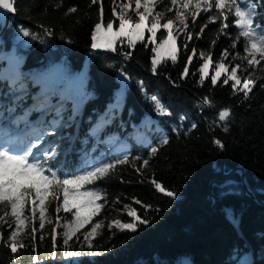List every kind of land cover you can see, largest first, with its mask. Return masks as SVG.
<instances>
[{
	"label": "trees",
	"instance_id": "trees-1",
	"mask_svg": "<svg viewBox=\"0 0 264 264\" xmlns=\"http://www.w3.org/2000/svg\"><path fill=\"white\" fill-rule=\"evenodd\" d=\"M259 2L264 5V0ZM111 3L112 0H103L105 26L112 16ZM14 6L16 13L0 12L3 128L17 134L26 123L17 124L20 116L39 118L42 128L49 133L47 146H57L59 155L55 163L70 171L80 166L85 154L95 158L141 156L149 158V166L141 174L132 163L120 165L107 179L97 182L106 193L107 208L100 215L106 223L98 230L94 247L82 249L83 255L64 257L60 228L56 229L57 247L53 255L47 224L45 230L37 232L34 242L25 239L28 247L16 254L0 241V264H33L34 255L39 264H264V87H261L264 61L246 73L238 72L242 80L257 81L247 99L242 93L233 94L231 82L222 84L223 75L221 82L212 86V68L209 78L201 84L199 74H195L203 62L198 55L188 65L189 75L181 77L192 48L197 53H211L214 62L224 49L231 51L232 37L237 33L232 27V17L226 21L230 35L220 31L225 23L222 19L210 23L202 14L195 25L189 19L193 39L187 41L188 51L184 50L186 36L174 32L177 62L162 61L153 73L152 48L165 37L164 29L158 31L155 44L137 42L135 48H130L125 39L124 44L117 42L115 52L92 49L91 34L98 22L99 5L91 4V0H15ZM72 6L78 11L66 15ZM257 12L264 13V7ZM255 22L264 24V19L258 15ZM205 23L207 27L197 38L196 33ZM117 28L118 21L113 24V30ZM22 29L33 35L24 36ZM48 31L52 34L46 35ZM149 35L146 31V41ZM237 49L244 53L240 42ZM129 51L132 55L126 57L124 53ZM10 70L21 72L36 95L34 103L32 94L18 100L11 98L12 86L5 77ZM122 71L130 80L126 90L119 93ZM35 77L47 86L45 91L37 93ZM141 81L142 88L138 83ZM59 89H65L68 97H61ZM117 95H120L118 107ZM151 96L158 97L170 115L158 114L148 99ZM204 98H208L210 105L203 103ZM46 101L68 111L54 135L50 118L59 116L51 108L42 111L34 108ZM12 105L19 110L18 115L11 113ZM224 108L231 110L228 132L222 130L225 122L218 120L219 111ZM102 121L100 131L93 137L91 129ZM192 124L197 127L192 129ZM117 134L125 140L123 144L128 151H112L107 140ZM164 136L169 142L160 144ZM217 138L224 144L222 149L213 143ZM157 145L158 152L149 157L150 147ZM133 163L139 167L142 161ZM152 179L175 191L176 197L157 191L150 183ZM245 183L253 193L248 192ZM133 197L141 204H136ZM124 205L136 208L149 223L140 224L134 232L109 229V221L113 219L131 222ZM229 209L231 217L227 214ZM60 215L63 217L64 213ZM49 216L55 223L54 205L49 207ZM0 231H4L6 238L10 230L0 228ZM82 242L81 237L79 243ZM79 243L75 238L69 242L76 251H81ZM244 256L249 257L247 261Z\"/></svg>",
	"mask_w": 264,
	"mask_h": 264
},
{
	"label": "snow or ice",
	"instance_id": "snow-or-ice-1",
	"mask_svg": "<svg viewBox=\"0 0 264 264\" xmlns=\"http://www.w3.org/2000/svg\"><path fill=\"white\" fill-rule=\"evenodd\" d=\"M91 4H98V22L94 24V31L91 34L92 49H107L113 52L117 51V42L124 44L125 39L130 48H135L137 42L155 44L159 30L166 31L165 37L159 44L152 48V71H157V66L166 60L172 63L177 62L178 48L176 45L177 35L183 33L186 36L184 44L185 52L188 51L187 41L193 39L192 32L189 30V19L193 25L197 17L205 15L208 22H215L217 19L225 21L220 31L224 35H230L227 32L229 24L226 22L229 16L233 19L232 27L237 29V33L232 37L230 47L235 49L240 42L245 55L240 52L229 53L224 49L217 62L212 59L211 53L205 54L203 51L197 53L196 48L191 49V55L186 58V64L182 70L181 77L189 75V67L194 56L202 58L203 62L199 66L197 73L201 84L206 78H209V69L212 68L214 74L210 75L212 86L218 82L228 85L231 82L233 94L242 93L247 99L253 91L257 81L254 79L241 78L240 73H246L249 68L255 69L264 61V24L256 23V17L259 15L264 19V13H258L261 5L259 0H127V3H118V0H112V16L105 26V14L103 0H91ZM15 0H0V12L16 13L14 6ZM59 7V4L57 5ZM119 8V11H117ZM158 8L163 10L158 11ZM77 7L72 6L67 9L66 15L76 13ZM175 12V19H166L168 12ZM135 18V19H134ZM118 21V28L114 31L113 24ZM162 21H164L162 23ZM207 23L200 27L196 33L197 38L202 36ZM24 36L33 35L29 30L22 29ZM150 35L145 40V32ZM174 32L177 35H174ZM48 31L46 35H51ZM35 38L39 39V36ZM219 38V34L217 36ZM215 44V41L212 42ZM126 57H131V51L124 53ZM240 60L246 64L242 68L240 63L232 64L231 61ZM225 61H230L226 63ZM127 73L121 72V85L118 90L122 93L128 86ZM141 85L143 82H138ZM264 87V85H261ZM154 104L155 111L160 115H170L156 96L148 97ZM120 95L116 97V106H119ZM203 103L210 105L208 98H204ZM231 110L224 108L219 111L218 120L225 122L223 131L228 132ZM183 120V117H181ZM53 129L52 135L59 127V123L54 121L50 126ZM192 124L191 128H196ZM177 131V129H173ZM47 132H42L34 139H29L23 149H17L10 144L0 143V228H6L8 235L5 238L4 231H0V241L6 243L11 253L16 254L20 249L28 247L24 243L25 239L34 242L37 239V232L45 230V223L50 226L51 239L53 241V255L56 252V229L60 228V235L64 246L63 255L66 258L79 257L83 255L82 249L86 246L88 249L94 247L93 240L100 233L99 229L104 227L100 220L94 218L99 216L105 207L106 193L98 187L97 182L105 180L112 174L117 166L132 163L137 173L143 172L149 166V158L135 156L130 159L128 154H122L114 158H95L85 154L81 159V164L74 170H67L55 163L59 155L57 146L49 144L44 146V137ZM168 137L161 138L160 144H167ZM213 143L219 148L224 144L220 139H214ZM159 150V145L150 147L148 156L155 155ZM134 161H142L139 167ZM123 182V178L121 177ZM150 183L160 193L168 197L175 198V191L165 188L155 179ZM117 197V201H119ZM136 204L141 201L132 198ZM54 205L55 223L52 219L46 218L49 207ZM144 208L151 207L144 205ZM127 209L126 215L131 218V222H122L120 219H113L108 228H116L120 231H136L140 224L147 225L149 220L139 214L138 210L130 205H124ZM63 212L62 217L60 213ZM231 217L232 211L227 210ZM63 220V223L61 221ZM38 223V228H37ZM91 225L90 228L87 226ZM86 231H81L86 229ZM83 238V242L81 241ZM43 235L40 236L42 240ZM79 243L81 251L72 250L69 244L70 240ZM33 252L35 246L33 245ZM92 255L97 253L92 252ZM33 264H39L38 257L33 256ZM246 264V262H245Z\"/></svg>",
	"mask_w": 264,
	"mask_h": 264
},
{
	"label": "rangeland",
	"instance_id": "rangeland-1",
	"mask_svg": "<svg viewBox=\"0 0 264 264\" xmlns=\"http://www.w3.org/2000/svg\"><path fill=\"white\" fill-rule=\"evenodd\" d=\"M133 2H135V0H133ZM158 11L163 10L162 8H158ZM166 18H170V19H175V12H168L166 14ZM229 53L234 54L235 52H239L237 47L235 49H231L228 50ZM240 55L243 56L245 55L244 53L240 52ZM233 64L235 63H240L241 67L244 68L246 67V64L243 61L240 60H236V61H231ZM6 78L9 79V84L11 87V89L13 90V93L11 94V98H13V100H18L20 97H27L28 95L32 94V90L30 89V87L27 85V82L25 81V79L23 78V75L21 74L20 71L14 70V72H10L7 75H5ZM18 81H20V83L16 84ZM15 83V84H14ZM35 87L37 88V93H40L43 91V88H41V84L40 83H36ZM32 103H34L35 99H36V95L32 94ZM0 104H1V100H0ZM53 102H39L37 104L34 105V108L36 110L42 111L45 110V108L50 109L52 107ZM10 111L11 113L14 115L15 113H17V115L19 114V110H17V108L12 105L10 107ZM22 109V108H21ZM79 109L77 108L76 111H78ZM23 113V112H22ZM53 113H56L59 117L57 116H52L50 118V122L51 125L54 121L59 123V127L61 125H63L64 121H65V116H68V111H66V109L62 106L61 110L58 109H53ZM23 115V114H22ZM39 119V118H38ZM33 120L30 119L28 117H25V115L20 116V121L19 124L23 121L26 122L23 126H20L22 128H20L19 132L17 134L12 133V131L8 130H4L1 126L0 123V143H4V144H10L13 147L17 148V149H21V146H26L27 142L29 139H34L37 135L41 134L42 132H46L44 128H42L41 126V120ZM104 123V121L101 122V124H96L94 128L91 129L92 132V136L95 137L97 135V133L100 131L102 124ZM22 124V123H21ZM20 124V125H21ZM58 127V128H59ZM57 128V129H58ZM31 137V138H29ZM47 141H48V135H46L44 137V146L47 147ZM125 140H123L118 134L111 136V138H109L107 140V143L112 145V151L114 153H121V152H126L128 151V146L124 145ZM146 141V140H144ZM107 208V204L105 202V207L103 208V210L101 211V213ZM108 210L110 211V207H108ZM100 213V215H101ZM100 215L94 218L95 220H100L103 222V224L105 225L106 221L104 218H100ZM46 218L50 219L49 216V211L48 213H46ZM112 220L109 221V224L111 223ZM47 225V219H46V223L45 226ZM37 228H38V223H37ZM91 225L87 226V228H90ZM61 229L59 231V237L60 235ZM62 239V237H60ZM71 241V240H70ZM69 241V242H70ZM248 256H244L243 259L245 261L248 260Z\"/></svg>",
	"mask_w": 264,
	"mask_h": 264
},
{
	"label": "bare ground",
	"instance_id": "bare-ground-1",
	"mask_svg": "<svg viewBox=\"0 0 264 264\" xmlns=\"http://www.w3.org/2000/svg\"><path fill=\"white\" fill-rule=\"evenodd\" d=\"M18 83H20V81H19ZM51 109H52V110H53V109H58V110H60V105H59V104H56V103H53ZM29 120H30V118H29Z\"/></svg>",
	"mask_w": 264,
	"mask_h": 264
},
{
	"label": "water",
	"instance_id": "water-1",
	"mask_svg": "<svg viewBox=\"0 0 264 264\" xmlns=\"http://www.w3.org/2000/svg\"><path fill=\"white\" fill-rule=\"evenodd\" d=\"M9 17H10V15L8 16V18H7V22H8V19H9ZM244 179V178H243ZM245 187H246V189L248 190V192H250V193H253V190L245 183Z\"/></svg>",
	"mask_w": 264,
	"mask_h": 264
}]
</instances>
